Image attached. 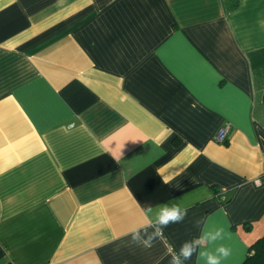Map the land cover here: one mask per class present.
Segmentation results:
<instances>
[{
	"label": "crops",
	"instance_id": "crops-1",
	"mask_svg": "<svg viewBox=\"0 0 264 264\" xmlns=\"http://www.w3.org/2000/svg\"><path fill=\"white\" fill-rule=\"evenodd\" d=\"M261 88L264 0H0V264H169L205 226L242 264L264 234ZM163 203L184 221L130 243Z\"/></svg>",
	"mask_w": 264,
	"mask_h": 264
},
{
	"label": "clouds",
	"instance_id": "clouds-1",
	"mask_svg": "<svg viewBox=\"0 0 264 264\" xmlns=\"http://www.w3.org/2000/svg\"><path fill=\"white\" fill-rule=\"evenodd\" d=\"M164 182L168 183L167 180ZM144 214L146 217L151 216V218L140 227L131 230L130 243L150 248L153 242L162 236L164 228L170 224L184 221L187 216V209L175 203H163L157 205L155 209L151 205L147 206ZM195 223L197 226H200L202 221L197 220ZM156 226H158L156 230L149 232V228ZM223 240V229L208 230L207 226H205L199 240L185 241L181 245L179 252L171 256L169 264H184L194 254H196L197 264H201V262L203 264H223L231 255V249L221 242ZM201 242H207L211 247L198 251V245Z\"/></svg>",
	"mask_w": 264,
	"mask_h": 264
},
{
	"label": "trees",
	"instance_id": "trees-1",
	"mask_svg": "<svg viewBox=\"0 0 264 264\" xmlns=\"http://www.w3.org/2000/svg\"><path fill=\"white\" fill-rule=\"evenodd\" d=\"M256 106L252 110V115L256 120L264 122V88L258 89ZM242 264H264V236L258 238L249 247V254Z\"/></svg>",
	"mask_w": 264,
	"mask_h": 264
},
{
	"label": "built area",
	"instance_id": "built-area-1",
	"mask_svg": "<svg viewBox=\"0 0 264 264\" xmlns=\"http://www.w3.org/2000/svg\"><path fill=\"white\" fill-rule=\"evenodd\" d=\"M231 130V127L230 125L228 124H225L224 126H222L216 136H215V141L218 143V144H222V145H225L228 141V134Z\"/></svg>",
	"mask_w": 264,
	"mask_h": 264
},
{
	"label": "rangeland",
	"instance_id": "rangeland-1",
	"mask_svg": "<svg viewBox=\"0 0 264 264\" xmlns=\"http://www.w3.org/2000/svg\"><path fill=\"white\" fill-rule=\"evenodd\" d=\"M260 235V237H261V235H264V234H259Z\"/></svg>",
	"mask_w": 264,
	"mask_h": 264
}]
</instances>
